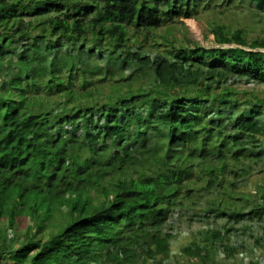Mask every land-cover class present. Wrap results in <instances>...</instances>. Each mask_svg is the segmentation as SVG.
Wrapping results in <instances>:
<instances>
[{
  "label": "trees",
  "instance_id": "obj_1",
  "mask_svg": "<svg viewBox=\"0 0 264 264\" xmlns=\"http://www.w3.org/2000/svg\"><path fill=\"white\" fill-rule=\"evenodd\" d=\"M201 5L209 0H0V264H169L165 227L181 211L264 221V194L239 190L250 161L264 162V103L254 96L240 113L224 85L264 83V53L253 50L264 39L213 26L216 42L253 49L134 47ZM147 71L146 85L119 93L115 84ZM234 230L202 229L180 252L234 264L250 254Z\"/></svg>",
  "mask_w": 264,
  "mask_h": 264
},
{
  "label": "rangeland",
  "instance_id": "obj_2",
  "mask_svg": "<svg viewBox=\"0 0 264 264\" xmlns=\"http://www.w3.org/2000/svg\"><path fill=\"white\" fill-rule=\"evenodd\" d=\"M189 22H194L198 29V34L195 33L189 26ZM222 26L223 29L228 31L235 28L244 29V38L248 42H253L256 39H264V0L261 4H254L250 0H209V6L206 8L201 5L198 7L194 17L190 19H179L174 22H168L162 25L157 30L151 31L150 35L145 36L139 34L136 39L134 47L142 45L143 52L156 56V54H165L170 50V46L166 45V41L174 43L175 46H192L191 40L197 42L201 47L207 49L223 48H242L245 50H251L250 46H237L236 44L222 45L215 41L214 35L211 33V27ZM158 44V45H157ZM251 48V49H250ZM258 52L264 53V48L253 49ZM97 59V57H96ZM116 66L112 67L115 71L113 80H117L119 75L116 72ZM143 77H139L137 80L131 79L128 82L120 81L115 84L118 87L119 93L127 91L128 87H137L138 85H146L149 80L152 79L151 71H147ZM150 74V75H149ZM127 73H123L122 77H125ZM137 81L138 84H137ZM112 80H106L102 85L103 99L107 100V96L111 92L110 83ZM113 84V83H112ZM230 90H227L234 94L233 98L237 103H240L238 111L242 113L245 111V105L242 104L248 99H252L254 96L262 100L264 103V83H254L246 81L245 79H234L224 84ZM214 92L220 91V89L213 90ZM152 97L154 95L152 94ZM150 97V99L152 98ZM264 107L261 109L263 113ZM213 113H216L213 110ZM263 141V137H258V141ZM252 170L246 174L243 179L239 181V190L245 193H251L252 196L259 197L264 194V162L254 164L250 161ZM245 166V165H244ZM192 216V212H180L178 219L171 218L170 224L165 229L173 234V239L170 242L171 250L174 255L172 256L169 264H200L194 260H188L182 256L180 250L189 241L197 236L198 231L202 229H208L210 227H221L222 225H233L234 231H231V241L237 243H243L249 248L247 255H236L234 260L230 261L234 264H246L248 260L254 259L257 256H264V246L256 245L255 240L258 237L264 238V221L262 223H249L247 221L240 224H232L233 222L226 223L224 219L217 220H200L193 218L189 221L188 218ZM264 220V219H263ZM251 225V226H250ZM242 226L244 228H242ZM251 228H250V227ZM25 227V220L19 223V228ZM215 260L223 262L221 256H215Z\"/></svg>",
  "mask_w": 264,
  "mask_h": 264
},
{
  "label": "bare ground",
  "instance_id": "obj_3",
  "mask_svg": "<svg viewBox=\"0 0 264 264\" xmlns=\"http://www.w3.org/2000/svg\"><path fill=\"white\" fill-rule=\"evenodd\" d=\"M189 26L195 33H197V34L199 33L198 29H197V26H196V24L194 22H189Z\"/></svg>",
  "mask_w": 264,
  "mask_h": 264
}]
</instances>
